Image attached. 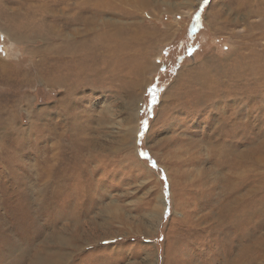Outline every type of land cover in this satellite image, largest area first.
<instances>
[{"label":"rangeland","instance_id":"obj_1","mask_svg":"<svg viewBox=\"0 0 264 264\" xmlns=\"http://www.w3.org/2000/svg\"><path fill=\"white\" fill-rule=\"evenodd\" d=\"M0 264H264V0H0Z\"/></svg>","mask_w":264,"mask_h":264},{"label":"snow or ice","instance_id":"obj_2","mask_svg":"<svg viewBox=\"0 0 264 264\" xmlns=\"http://www.w3.org/2000/svg\"><path fill=\"white\" fill-rule=\"evenodd\" d=\"M152 102L154 103L155 102V97L153 96V98H152Z\"/></svg>","mask_w":264,"mask_h":264}]
</instances>
